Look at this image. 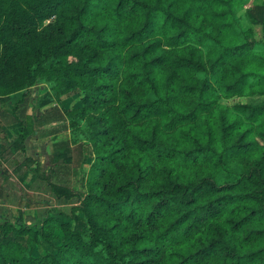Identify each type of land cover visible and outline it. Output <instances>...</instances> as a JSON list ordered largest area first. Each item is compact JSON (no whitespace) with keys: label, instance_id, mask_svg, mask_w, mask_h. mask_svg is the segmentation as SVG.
<instances>
[{"label":"clouds","instance_id":"9594fccd","mask_svg":"<svg viewBox=\"0 0 264 264\" xmlns=\"http://www.w3.org/2000/svg\"><path fill=\"white\" fill-rule=\"evenodd\" d=\"M46 3L0 0V28L46 13ZM119 3L66 0L52 16L41 17L31 39L2 33L0 69L5 60L11 68L0 77V96L19 99L25 88L39 82L44 88L38 99L49 101L45 107L66 103L70 140L89 149L76 171L84 174L86 191L95 192L103 202L77 207L78 219L64 217L69 227L53 225L47 240L41 236L34 241L29 234L7 246L13 233L0 235V264H12L13 257L17 264H30V257L55 255L65 241L80 244L72 251L74 259L84 264H147L150 255L136 254L145 248L161 250L163 259L155 257L159 264H238V257L250 252L260 256L245 264H264V235L245 240L250 231L264 229V214L258 213L238 231L232 229L251 209L264 206V200L237 199L217 214H208L209 204L215 206L219 197L244 196L264 185L244 181L227 193L205 189L209 182L217 187L235 183L257 161L264 164V111L260 110L264 34L249 31L252 17L248 10L242 11L240 0H125L118 8ZM253 3L264 6V0ZM57 19L63 33L50 40L49 25ZM78 30L82 35L72 41L70 53L53 50V45L68 41ZM249 41L254 45L249 47ZM5 42L16 43L17 48L6 51ZM158 57L163 62L152 63ZM230 85L238 91H230ZM86 95L107 102L86 107ZM100 117L103 123H98ZM105 128L108 134L98 135ZM250 141L259 143L247 151L237 150L238 143ZM113 154L114 162L101 164L100 157ZM101 166L107 172L97 184ZM141 173L145 179L139 189L132 184L117 192ZM173 185H180L169 193L174 199L161 209L163 216L156 226L150 227L149 216L161 197L134 202L137 191L156 192ZM128 192L132 195L127 203L108 206L123 202ZM191 196L193 203H181ZM185 213L190 215L185 218ZM201 216L205 219L198 221ZM74 232H79V241ZM213 241L217 252L203 256L200 250ZM225 246L235 249L237 256L226 257ZM70 254L66 251L58 257L59 264ZM50 261L49 257L40 264Z\"/></svg>","mask_w":264,"mask_h":264},{"label":"trees","instance_id":"16d2710c","mask_svg":"<svg viewBox=\"0 0 264 264\" xmlns=\"http://www.w3.org/2000/svg\"><path fill=\"white\" fill-rule=\"evenodd\" d=\"M65 2L66 0H47L45 7L48 9V11L46 13L42 12L40 13L39 16L28 18L24 21L23 24L19 22H13V24L6 26V28H0V39H4L2 33L5 31H8L10 34L19 33V36L31 39L36 34V26L40 22L41 17L52 16L56 12V10L60 8ZM240 2L243 6L242 7V11H243L245 10V6L250 2V0H240ZM124 3L125 0H120V3L118 4V8H122L124 6ZM132 10L133 11L135 10V6H133ZM81 11L83 12L84 9H81ZM249 12L253 18L254 24L260 29L259 34H264V6H262L259 3H255V4L251 3V8L249 9ZM170 15L171 14H169V16ZM147 27L148 25L146 24L145 28ZM49 28L52 29V31L47 33V38L50 40H58L60 34H62L64 30L63 25L59 22L58 19L54 21L53 24L49 25ZM83 28L84 26L81 25L80 29L82 30ZM101 31H103V29H101ZM249 31H254V30L250 28ZM81 35H82V31L80 30L74 32L72 37L68 41L62 42L59 45H53V50L55 52H60L61 50H63L66 53H70L71 48L69 46L72 44V41ZM114 43L115 42H113V44ZM254 43L255 41H249L248 46L251 47L254 45ZM4 47L5 50L7 51L9 47H12L13 49L17 48V44L12 43L11 45H9V43L5 42ZM225 51L228 52L229 50L226 49ZM231 51H235V49H232ZM162 62H163V58L158 57L152 63H162ZM4 63H5V67L3 69H0V77L5 76L8 69L11 68V65L9 64L8 60H5ZM189 63H191V61H189ZM242 81H243V77H241V82ZM204 87L205 88L208 87L207 83H205ZM32 88L33 87L24 89L22 93V98L19 101L20 103L25 101L26 97L31 93ZM229 90L238 91V89H236V85H230ZM0 100L2 102H7L10 101V97L0 96ZM84 100L86 101V107H95L98 102H105V103L107 102L106 100L98 101L97 98L95 97L90 98L87 95L84 97ZM19 102L15 104L14 113L16 112L19 106ZM46 102L49 101L47 100ZM46 102L44 104H46ZM37 106L41 107L42 104L40 103ZM63 110L67 118L66 106L63 107ZM84 110L85 109H81V111ZM260 110L264 111V105L260 107ZM252 111L253 114H255L257 109L254 108ZM40 119L41 116L34 113L26 114L23 118H19L18 121L21 126V131L19 135L9 147L2 146L3 153L1 154V158L4 161H10V165L14 175H11L8 168L4 167V165L0 163V199H3L6 195L8 196L12 191L13 193L15 192V189L18 186V182L15 180L16 177L20 178L27 171H32L35 174V176L38 178V180L45 183L49 187L50 193L59 203L62 204L70 203L71 207L69 211L65 210L62 207V205L51 207L44 216L40 217L36 222L31 224L25 222L23 212L21 211L19 212V215L15 220L0 215V235L7 237L9 233H13L12 238L7 240V246H10L13 242H17V239L20 237L28 238L29 234H31V240L34 241L38 240V238L41 236H43L45 240H47L50 234V229L52 228L53 225L58 224L61 229H67L69 227V221L67 219H64V217L67 216L70 217L71 219H78V217L74 215V212L77 207L83 208L94 201H102V198L99 195H97L95 192L86 191V185L88 182L85 180L83 173L78 174L76 171L77 165L85 158L84 146L77 144L78 150H80L79 151L80 158L77 163L75 162L74 155L72 154L73 149L69 143H66L64 145V147L67 148L66 150L60 151L59 149H57L56 151H54L50 159L52 166L49 170L44 169L38 160H36L32 156L27 155L25 141L30 135L36 134V132L38 131ZM67 122H68V127L70 128L71 122L68 120V118H67ZM98 123H103V117L99 118ZM229 127L232 126L230 125ZM108 132L109 129L105 128L100 133H98V135H107ZM247 134L248 132L242 134L240 137V141H244V138ZM261 138H264V134H262ZM145 143L148 142L146 141ZM255 143H259V141L238 143L237 150L238 151L250 150ZM116 151L121 152L123 151V149H117ZM106 160L108 162H114L115 154H113L111 157H100L101 164H103V162ZM106 172L107 169L101 166L99 169V176L95 181V183L98 184ZM68 175H70V178H68ZM254 177H256L257 179L254 180ZM144 179H145V175L141 173V175L138 176L135 181L129 180L126 185H121L120 187H118L117 192L126 190L128 185H132V184H135L136 188L139 189L140 182L143 181ZM244 181L264 185V164H262L261 161H257L256 165L247 172L242 173L240 178L235 183H226L217 187L215 183L209 182V184L205 186V189L210 188L215 191L227 193L235 189L237 185L241 184ZM5 183H7L8 186L10 187L9 192H7L6 190ZM78 185L81 186V189L78 188ZM103 187L104 189L108 188L107 182L104 183ZM179 187L180 185H173L172 188L168 190L161 189L156 192L141 193L137 191L136 200L134 202H140L141 200L144 199H152L153 197L156 196L161 197L159 203L156 205V209L149 216L150 227L156 226L155 221L159 220L163 216V212L161 211V209H167L171 200L174 199V197L170 196L169 193H175ZM245 187H247V185H245ZM186 191L187 189L185 188V192ZM193 191L196 190L194 189ZM131 195L132 193L128 192L123 202H119L116 204L108 202V206L110 208L119 207L120 203H127L128 198L131 197ZM20 197L21 199H25L26 193L25 192L21 193ZM237 199L264 200V188H259L257 189L256 192L247 193L244 196H234V195L221 196L215 201V206L209 204L208 214L209 215L217 214L229 203ZM194 200H195V196H191L190 199H188L187 201L181 199V203L187 205L193 203ZM258 213L264 214V206H262L259 209L256 208L251 209L248 215L244 216L241 220H238L235 223H233L232 224L233 231L234 232L238 231L243 224L251 222L253 217H256ZM188 215H190V213H185V218ZM89 219L91 222V217ZM197 219L198 221H202L203 219H205V217L201 216L198 217ZM140 223L141 221L139 219L136 220L137 225H139ZM113 227H117V225H114ZM261 235H264V229H254L248 233V235L245 237V240L253 241L259 238ZM73 236L76 238L77 241L80 240L79 232H74ZM79 247H80L79 243L73 244V243H69L68 241H65L63 245L57 249L55 255L51 252H47L43 256L30 257V264H40V261L48 260L49 257L51 258L50 264H59L57 258L58 257L63 258L64 253L66 251L71 254L66 259H64V264H67L69 260H74V264H84V261L82 259L80 258L74 259L75 252H73L72 249L73 248L78 249ZM108 247H111V244H109ZM133 251L136 252V250ZM216 252H217L216 241H213L211 244H209L207 248L200 250V253L203 256H209ZM160 253H161L160 249H156L153 252V250L145 248L139 250V252H137L136 254L150 255L152 259H150L147 262V264H159V261L156 260L155 257L159 255L160 259H163V256ZM224 255L226 257L227 256L236 257L237 252L235 249L227 250L225 246ZM258 256H260V252L247 253L243 256L238 257V264H245V262L254 260ZM12 264H17L16 257L12 258ZM141 264H145V262L141 261Z\"/></svg>","mask_w":264,"mask_h":264},{"label":"rangeland","instance_id":"374dc122","mask_svg":"<svg viewBox=\"0 0 264 264\" xmlns=\"http://www.w3.org/2000/svg\"><path fill=\"white\" fill-rule=\"evenodd\" d=\"M251 3H253V0H250V2L245 6V10L249 11V6L251 5ZM250 13V12H249ZM251 15V14H250ZM252 17V16H251ZM252 25L253 27L251 29H253L254 31L257 32V34L260 33V29L259 27H257L254 22H253V18H252ZM44 88L43 84H40L39 82L31 89V93L29 94V96L25 99L24 102H19L22 98V94L20 96L19 99L15 98V97H11V100L14 102V104H16L17 102H19V106L16 110V112L7 120L10 123H18L19 118H23L26 114H28L29 112H37L41 115V119L39 122V125L42 126L44 124H47L48 126L50 125H56L53 130L56 128L57 133H61L56 137H51L52 134H56L55 132H53V130H51V133L49 132L51 140H49V142L51 143L50 147H51V153H49V151H46L47 148V144H43V151L41 156H39L40 158H42L41 161H39L40 163H43V166L45 167H49L51 165V156L54 153V151H56L57 149H59L60 151H64L67 148L64 147V145L66 143H69L73 149L72 154L74 155L75 158V162L77 163L79 158H80V150H78V146L77 144L74 145L72 144L69 135L65 134L67 133L66 131L69 130L68 127V122H67V118L65 116L63 107L66 106V103H62V104H56L53 105L51 107H45V105H48L49 102H46L48 99L47 97L40 98L38 99L40 92L42 91V89ZM36 102V106L38 104H42V106L40 107L39 110H37L36 106L33 107V102ZM46 102V104H44ZM43 109V110H42ZM3 117V115H2ZM1 119H0V123H1ZM58 138V140H56L55 142H52L53 139ZM53 152V153H52ZM89 149L87 148V146H84V156L88 155ZM85 159V158H84ZM45 167V168H46ZM51 168V166H50ZM49 168V169H50ZM48 169V170H49ZM63 171V170H62ZM33 177L30 178V183L27 185V189L28 187L32 188V189H39L42 190L43 189V193H44V197L43 195H37L36 197H33V195H31V197H28L27 201H29V204H25L23 201L21 200L20 194L25 192L26 193V197L28 196V194H30L29 192H27V190L25 188H23L20 184V181L16 178L15 180L18 182V188L15 189V192L13 193V191L8 195V204L11 205V203H13V207H10V205L7 204V202H5L4 204L0 203V212L3 213V216H6L8 218H12V219H16L19 215V212H23L24 215V219L25 222L28 224L34 223L36 222L40 217L44 216L47 211L49 210V208L51 207H55L58 205H62V207L69 211L71 204L70 203H59L50 193L49 187L41 182L40 180H38L37 177H35V174L32 172ZM68 178H70V175H68ZM65 181V180H63ZM78 188L81 189V186L78 185ZM13 189V188H12ZM25 197V198H26ZM23 203V204H22ZM20 207V209L17 208Z\"/></svg>","mask_w":264,"mask_h":264},{"label":"crops","instance_id":"0c3cea01","mask_svg":"<svg viewBox=\"0 0 264 264\" xmlns=\"http://www.w3.org/2000/svg\"><path fill=\"white\" fill-rule=\"evenodd\" d=\"M14 108H15V104L11 100V97H10V101H7V102H2L0 100V119L2 121L0 123V163H2L4 165V167L8 168L11 175H14V174L12 172L10 161L2 160L1 154L3 153L2 146L9 147L12 144V142L17 138V136L19 135V133L21 131V126H20L19 121L16 124L10 123L9 121H7L14 114ZM36 108H37V110L40 109L39 106H36ZM30 113H32V112H29L28 114H30ZM34 114L40 115L37 112H35ZM2 115H3V117H2ZM55 126H56L55 124L50 125V126H48L47 124H44L42 126H40V125L38 126V131L36 132V134L30 135L25 141L27 155L32 156L33 158L39 159V161H41L42 158H40L39 156H41V154H42L43 144H47V143L48 144H47L46 151H49V153H51V147H50L51 143L49 142V140H51V138H48V137H50L49 132L51 133V130H53V128ZM54 132L56 134H52L51 137H53V138L58 136L59 134H62V132L57 133L56 128L53 130L52 133H54ZM66 132L67 133H65V134L66 135L68 134L69 138H70V128ZM56 140H58V138L53 139L52 142H55ZM86 158H87V155H85L84 160H86ZM41 165L46 170H48L50 168V166H52V164H51L49 167L45 166L46 167L45 168L43 166V163H41ZM31 177H33L32 171H27L20 178L16 177L20 181L21 186L23 188H25L27 190V192L30 193V194H28V196L25 199H21L23 201H20V202H23L24 205L29 204V201H27V199H28V197H31V195H33V197H36L37 195H41V196L43 195V197L45 196L43 193L44 192L43 189L42 190L32 189L30 187H28V189H27V185L30 183L29 181H30ZM5 185H6L7 192H9L10 187L8 186L7 183H5ZM17 188H18V186H17ZM8 198L9 197L6 195L3 199H0V203L5 205V202H7L9 200ZM7 204H8V202H7ZM12 204L13 203H11V205L10 204H8V205H10V207H13ZM17 208L20 209V207H18V206H17ZM0 215H3V213L0 212Z\"/></svg>","mask_w":264,"mask_h":264}]
</instances>
